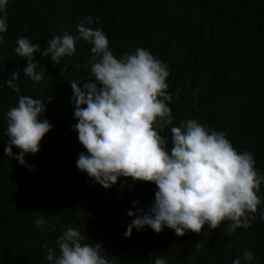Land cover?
Listing matches in <instances>:
<instances>
[{
	"label": "trees",
	"instance_id": "1",
	"mask_svg": "<svg viewBox=\"0 0 264 264\" xmlns=\"http://www.w3.org/2000/svg\"><path fill=\"white\" fill-rule=\"evenodd\" d=\"M7 15L0 43V264H49L43 246L58 250L57 238L68 227L80 230L85 242H102L111 264H154L159 256L167 264H233L246 250L254 253L251 264H264L259 213L250 227L231 234L225 222L199 234L178 236L167 227L156 233L146 226L126 237L133 219L127 213L147 211L158 189L123 177L105 189L77 167L86 149L72 128L78 121L69 83L89 77L91 45L76 41L75 54L59 65L36 53V70L45 72L39 84L24 77L27 60L14 52L18 37L43 50L62 29L76 35L81 18L91 15L117 58L141 47L170 70L174 119L160 133L169 150L171 127L197 119L223 131L237 151L251 152L264 174V0H9ZM14 72L21 77L19 93L6 84ZM20 95L51 97L44 118L53 128L41 150L26 155L31 168L5 154L6 113ZM13 152L19 149L13 146ZM259 195L264 197V183ZM38 215L47 221L43 232L34 223Z\"/></svg>",
	"mask_w": 264,
	"mask_h": 264
},
{
	"label": "clouds",
	"instance_id": "2",
	"mask_svg": "<svg viewBox=\"0 0 264 264\" xmlns=\"http://www.w3.org/2000/svg\"><path fill=\"white\" fill-rule=\"evenodd\" d=\"M0 0V43L8 30L7 5ZM96 18L82 17L77 34L63 30L47 41L43 50L29 38L18 37L14 52L27 60L24 77L39 84L45 72L37 71L36 53L59 65L76 52V41L91 45L89 77L69 84L73 90L74 117L72 126L79 142L86 149L78 155L77 167L95 183L110 189L123 178L133 183L152 182L157 186L155 200L145 211H129L133 217L125 236L133 229L146 226L156 233L170 228L178 236L186 232L201 233L205 226L218 229L227 222V231L248 228L251 222L264 218V197L259 195L264 174L255 167L251 152L237 151L223 131L211 130L197 119L172 126L169 150L160 134L173 124L167 79L170 70L149 50L137 47L134 52L117 58L101 27H93ZM19 72L6 80L8 87L20 92ZM82 85V86H81ZM20 95L18 105L6 113L7 146L5 154L27 165L25 157L41 150V141L53 128L45 117L46 100ZM13 146L19 153L13 152ZM135 206V205H134ZM39 213V212H35ZM43 232L47 221L43 215L34 219ZM78 229L68 227L57 238V248L45 247L49 264H111L101 243L85 242ZM254 253L243 252L233 264H251ZM154 264H167L164 256Z\"/></svg>",
	"mask_w": 264,
	"mask_h": 264
}]
</instances>
